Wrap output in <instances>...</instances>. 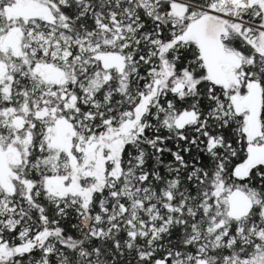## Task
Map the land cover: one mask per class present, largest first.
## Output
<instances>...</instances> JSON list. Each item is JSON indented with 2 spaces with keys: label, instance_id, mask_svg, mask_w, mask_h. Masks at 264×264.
Here are the masks:
<instances>
[{
  "label": "snow or ice",
  "instance_id": "obj_1",
  "mask_svg": "<svg viewBox=\"0 0 264 264\" xmlns=\"http://www.w3.org/2000/svg\"><path fill=\"white\" fill-rule=\"evenodd\" d=\"M0 264H264V0H0Z\"/></svg>",
  "mask_w": 264,
  "mask_h": 264
}]
</instances>
